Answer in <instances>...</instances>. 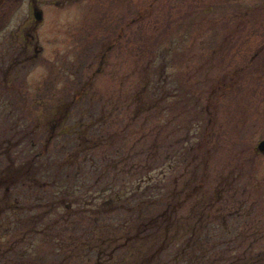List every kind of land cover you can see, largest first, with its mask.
Here are the masks:
<instances>
[{
	"label": "rangeland",
	"instance_id": "rangeland-1",
	"mask_svg": "<svg viewBox=\"0 0 264 264\" xmlns=\"http://www.w3.org/2000/svg\"><path fill=\"white\" fill-rule=\"evenodd\" d=\"M34 7L43 13L40 22ZM14 8L17 63L14 85L0 93V140H20L28 129L40 136L39 150L48 147L55 152L59 134L70 125L68 119L59 120L69 103L79 102V95L87 96L83 103L100 101L99 111L105 105L103 115H110V127L119 133L117 123L128 120L134 110L128 111L129 104L134 106L146 87L143 78L149 59L142 52L140 58L138 46L152 31L165 39L164 45L159 41V66L164 47L173 51L175 61L168 72L178 95L168 107L139 119L142 135L155 131L151 135L159 143L157 156L174 158L173 169L157 184L163 193L173 194L168 203L182 204L183 220L196 215L199 203H207L216 216L238 212L264 227V153L257 148L264 139V0H15ZM145 14L150 18L136 24ZM163 87L168 86L160 81L157 88ZM153 94L140 102L154 103L158 95ZM183 96L185 101L178 103ZM80 107L69 112L70 123L80 122ZM9 111H14L12 117ZM127 129L124 134L135 140L136 126ZM205 135H212L206 144L208 153H198ZM189 137L197 148L195 158L180 163L177 148ZM2 191L0 206L5 201ZM216 191L220 192L215 195ZM4 230H0V256L17 245L22 234L19 229ZM37 246L45 259L54 260L52 246L41 242ZM77 251L72 263L86 264L88 255L79 259ZM94 259L88 264H96Z\"/></svg>",
	"mask_w": 264,
	"mask_h": 264
},
{
	"label": "trees",
	"instance_id": "trees-1",
	"mask_svg": "<svg viewBox=\"0 0 264 264\" xmlns=\"http://www.w3.org/2000/svg\"><path fill=\"white\" fill-rule=\"evenodd\" d=\"M147 17L150 14L140 16L136 24H142ZM135 22L123 27L117 41L123 30ZM158 36L151 31L138 46L140 58L142 52L149 59L144 69L148 74L143 78L146 87L135 105L129 104L128 111L133 107L134 110L128 120L117 123L120 134L117 128L110 127V115L107 113V118L103 115L105 105L99 111L100 101L83 103L82 98L87 96L79 95L81 102L69 103L70 108H65L64 116H60L59 121L68 119L70 125L59 134L55 152L51 153L48 147L39 150L40 136L28 129L23 130L22 140H0V166L7 162L0 172V193L4 190L5 199L0 206V230L22 232L15 242L17 245L0 256V264H76L71 260L82 247L87 249L77 252H81L79 259L88 255L86 264L94 258L96 264H264L261 221L250 223L238 212L216 216L207 203H199L196 215L183 220L179 214L182 204L168 203L173 194L163 193L162 185L157 184L173 169L174 158L157 156L159 143L151 135L155 131L142 135L139 119L143 114L155 115L159 107H168L165 105L178 97L168 72L175 61L173 51L164 47L159 66L157 51L165 39ZM160 81L168 87L158 89ZM150 92L158 95L157 100L148 105L140 102ZM185 98L181 97L178 103ZM79 106L80 122L70 123L69 112ZM86 112L89 115L84 117ZM12 113L8 112L11 117ZM133 124L135 140L131 141V136L124 133ZM166 125L168 129L170 123ZM196 132L192 136L194 140ZM166 136L170 137L169 132ZM211 138L212 135L210 138L205 135L198 150L190 137L183 140L175 157L181 163L185 158H195V149L198 153H208L206 144ZM145 154L148 157L143 161ZM216 192L215 195L220 191ZM223 201L224 198L220 200ZM79 213L82 214L78 220ZM40 242L52 246L53 261L49 262L38 251Z\"/></svg>",
	"mask_w": 264,
	"mask_h": 264
},
{
	"label": "flooded vegetation",
	"instance_id": "flooded-vegetation-1",
	"mask_svg": "<svg viewBox=\"0 0 264 264\" xmlns=\"http://www.w3.org/2000/svg\"><path fill=\"white\" fill-rule=\"evenodd\" d=\"M15 0H0V93L7 92L6 89L14 85L13 70L16 67L15 43L16 32L14 26V8ZM34 14L38 8L34 7ZM29 40L34 41V37L27 35ZM31 41V42H32ZM26 52L29 47L25 48ZM36 55H39L40 49L36 48ZM7 86V87H6Z\"/></svg>",
	"mask_w": 264,
	"mask_h": 264
},
{
	"label": "water",
	"instance_id": "water-1",
	"mask_svg": "<svg viewBox=\"0 0 264 264\" xmlns=\"http://www.w3.org/2000/svg\"><path fill=\"white\" fill-rule=\"evenodd\" d=\"M35 16L38 22L42 20V12L37 11ZM257 148L260 152L264 153V139L259 142Z\"/></svg>",
	"mask_w": 264,
	"mask_h": 264
}]
</instances>
